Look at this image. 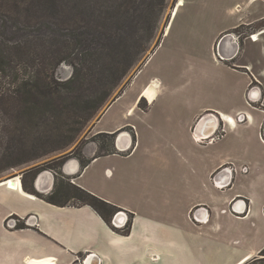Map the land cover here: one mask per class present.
<instances>
[{"label": "crops", "instance_id": "1", "mask_svg": "<svg viewBox=\"0 0 264 264\" xmlns=\"http://www.w3.org/2000/svg\"><path fill=\"white\" fill-rule=\"evenodd\" d=\"M201 1L178 0L174 9L179 14ZM208 3L229 23L212 31L207 50L160 56L156 64L157 73L165 64L180 69L190 96L155 100L162 80L153 75L135 101H113L95 125L115 102L122 103L127 117L138 111V123L107 130L128 135L121 146L114 143L116 152L94 154L86 167L76 161L75 170L63 172L72 186L119 211L106 220L90 205L52 204L23 185L11 188L9 180L1 181L0 264H76L78 259L86 264H254L260 258L264 171L252 176L241 170L248 169V157L257 168L264 158L259 135L264 130V0ZM232 32L242 39L237 47L232 36L226 37L221 60L214 43ZM243 115L253 121L247 127L257 141L222 146L225 139L217 135L240 126ZM200 137L208 138L206 144L196 142ZM243 145L248 152L242 158L226 153ZM32 188L49 195L56 182L41 176Z\"/></svg>", "mask_w": 264, "mask_h": 264}, {"label": "rangeland", "instance_id": "2", "mask_svg": "<svg viewBox=\"0 0 264 264\" xmlns=\"http://www.w3.org/2000/svg\"><path fill=\"white\" fill-rule=\"evenodd\" d=\"M177 3L0 0V182L19 178L24 188L31 187L42 174L56 182L53 192L59 201L80 205L84 198L66 180V167L114 149L124 130L115 135L107 130L139 121L138 111L127 117L122 103L115 102L95 127L113 101H135L153 75L162 80L155 100L183 101L190 96L182 71L165 64L157 73V62L171 53L207 50L206 39L229 20L203 0L176 13L166 34ZM233 34L238 47L242 35ZM220 39L213 46L215 56L224 49ZM156 48L158 54L150 58ZM246 118L241 117L240 126L220 131L222 146L257 141L252 127H247L253 121ZM259 135L264 143L263 128ZM204 139L195 138L200 144H206L208 138ZM247 152L244 145L226 151L241 158ZM245 161L248 169L242 172L255 176L264 171V158L259 168L249 157ZM254 263L264 264V255Z\"/></svg>", "mask_w": 264, "mask_h": 264}, {"label": "trees", "instance_id": "3", "mask_svg": "<svg viewBox=\"0 0 264 264\" xmlns=\"http://www.w3.org/2000/svg\"><path fill=\"white\" fill-rule=\"evenodd\" d=\"M108 134L109 135H115L117 133H113V134L108 133ZM115 152H116V149H115V146H114V149L108 150V151H106L104 153H101V154H98V155L111 154V153H115ZM90 161H91V159H88V160H85V161H81L82 167L83 168L86 167L89 164ZM24 186H25V190L27 192H30L32 194H36V195L42 197L43 199H45L46 201H48L49 203L56 204V205H63L64 204V203H62L61 201L58 200L56 192H53V193H51L49 195H41V194L36 193L34 191V189L32 188V184H31V187L27 186L26 184ZM76 190L79 192V195L82 196V198H84L82 204H86V205L92 206L94 209H96L98 212H100V214L106 220H108L109 215L115 214V213H117L119 211V208H117V207H115V206H113V205H111L109 203H106L105 201L93 196L92 194L88 193L85 190H82L81 188L76 187ZM128 226H129V224H128ZM261 254L264 255V249L261 251L260 255Z\"/></svg>", "mask_w": 264, "mask_h": 264}, {"label": "bare ground", "instance_id": "4", "mask_svg": "<svg viewBox=\"0 0 264 264\" xmlns=\"http://www.w3.org/2000/svg\"><path fill=\"white\" fill-rule=\"evenodd\" d=\"M179 4H181V1H179ZM176 11L177 10H175V9H173V11H172V14L174 15V14H176ZM167 33V32H166ZM154 86H156V84H155V82H154ZM125 136H128L127 134H121L119 137H118V140H116V142H117V144L119 145V146H121L122 144H123V142H124V140H125ZM130 142V141H129ZM69 167H72L74 170L77 168V163H74V164H69L68 166H67V169H69ZM47 176V175H46ZM43 177H45V176H43ZM48 177V176H47ZM49 178V177H48ZM44 179V178H43ZM44 181V180H43ZM49 181V180H48ZM9 186L11 187V188H18V187H20V188H22V182L20 181V180H17V181H14V180H10L9 181ZM256 264V263H255Z\"/></svg>", "mask_w": 264, "mask_h": 264}, {"label": "built area", "instance_id": "5", "mask_svg": "<svg viewBox=\"0 0 264 264\" xmlns=\"http://www.w3.org/2000/svg\"><path fill=\"white\" fill-rule=\"evenodd\" d=\"M228 36H232L233 38H234V36H235V34H228V35H224V37H222L221 39H220V42H218L219 43V47H221V42H223V40L226 38V37H228ZM254 36L255 35H253L252 37L254 38ZM234 42L236 43L237 41H236V38H234ZM221 60H223L224 59V57L222 56V54H221V50L219 51V56H218ZM241 117L242 116H239V120L241 119ZM219 135V134H218ZM218 135H217V137H218ZM263 137H264V130H263ZM203 140H205V139H203ZM246 170V169H245ZM42 175V174H41ZM41 175H39L38 177H41ZM9 224H10V222H9ZM12 224H16V221H14ZM78 263H80V264H86L87 263V261H86V259H78Z\"/></svg>", "mask_w": 264, "mask_h": 264}, {"label": "flooded vegetation", "instance_id": "6", "mask_svg": "<svg viewBox=\"0 0 264 264\" xmlns=\"http://www.w3.org/2000/svg\"><path fill=\"white\" fill-rule=\"evenodd\" d=\"M262 259V258H261ZM258 260H260V258L259 259H256L254 262H256V261H258ZM258 264H260V263H258Z\"/></svg>", "mask_w": 264, "mask_h": 264}, {"label": "water", "instance_id": "7", "mask_svg": "<svg viewBox=\"0 0 264 264\" xmlns=\"http://www.w3.org/2000/svg\"><path fill=\"white\" fill-rule=\"evenodd\" d=\"M255 264V263H254ZM256 264H258V263H256Z\"/></svg>", "mask_w": 264, "mask_h": 264}]
</instances>
